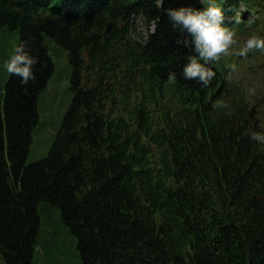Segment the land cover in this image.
<instances>
[{
	"label": "trees",
	"instance_id": "16d2710c",
	"mask_svg": "<svg viewBox=\"0 0 264 264\" xmlns=\"http://www.w3.org/2000/svg\"><path fill=\"white\" fill-rule=\"evenodd\" d=\"M237 1L225 0V19ZM181 4L203 6L0 0V32L19 30L40 57L35 80L11 74L5 94L0 74L6 264H33L44 204L60 210L83 264H264V143L251 139L264 129L221 63L210 61L208 85L183 76L192 49L177 44L165 14ZM135 17L155 25L146 40ZM109 19L115 32L105 38ZM49 40L69 50L73 99L48 155L27 165L38 98L55 70Z\"/></svg>",
	"mask_w": 264,
	"mask_h": 264
},
{
	"label": "rangeland",
	"instance_id": "374dc122",
	"mask_svg": "<svg viewBox=\"0 0 264 264\" xmlns=\"http://www.w3.org/2000/svg\"><path fill=\"white\" fill-rule=\"evenodd\" d=\"M260 1L262 4L259 8L252 7L249 4L250 11H259V14H264V0ZM137 32L144 35V37L147 36L146 25L141 18L137 20ZM133 34L136 38L134 32ZM20 39L19 30L11 31L9 27H6L0 32V74L3 73L5 75V81L2 85L4 94L5 87L11 79V73L7 72L3 67V63L14 50V46L20 42ZM48 44L52 57L50 60L54 62L55 70L48 85L38 99L39 124L35 127L33 133L27 165L37 162L48 155L73 97V92L71 91L72 67L68 60L67 49L58 46L51 40L48 41ZM263 85L264 83L261 84V86ZM262 99H264V92L258 86L256 91L251 94V104L254 105ZM260 113L261 116L257 121L260 127L264 128L263 104L260 106ZM41 212V238L37 244L33 264H83L78 250L77 239L64 223L60 210L51 204H44ZM0 264H6L1 245Z\"/></svg>",
	"mask_w": 264,
	"mask_h": 264
},
{
	"label": "clouds",
	"instance_id": "9594fccd",
	"mask_svg": "<svg viewBox=\"0 0 264 264\" xmlns=\"http://www.w3.org/2000/svg\"><path fill=\"white\" fill-rule=\"evenodd\" d=\"M156 2L159 5L163 0ZM224 2L225 0H201L202 7L181 4L165 9L172 28L180 33L177 44L192 49L187 56V62L183 65V76L197 79L201 82V86L208 85L216 75L213 67L210 66V61L218 60L221 53L227 52L235 43L234 29L224 23ZM236 22H239V17H236ZM252 22L250 18L249 23ZM251 49L264 50V36L254 34L248 37L241 54H246ZM38 63L40 57L27 47V41L21 40L14 46L3 67L8 73L20 77L21 83L27 84L30 80H35L34 66ZM168 79L175 80L176 73L171 72ZM216 103L220 105L224 102ZM251 139L264 143V131L253 130Z\"/></svg>",
	"mask_w": 264,
	"mask_h": 264
},
{
	"label": "water",
	"instance_id": "95a60500",
	"mask_svg": "<svg viewBox=\"0 0 264 264\" xmlns=\"http://www.w3.org/2000/svg\"><path fill=\"white\" fill-rule=\"evenodd\" d=\"M110 22H111V21H110ZM110 22H109V23H110ZM109 25H110V26H108V27L106 28L105 32H104V36H105V37L111 35L112 32H113L112 23H110Z\"/></svg>",
	"mask_w": 264,
	"mask_h": 264
},
{
	"label": "bare ground",
	"instance_id": "6f19581e",
	"mask_svg": "<svg viewBox=\"0 0 264 264\" xmlns=\"http://www.w3.org/2000/svg\"><path fill=\"white\" fill-rule=\"evenodd\" d=\"M111 23H112V27H113V32L111 34V36L113 35V33L115 32V24H114V21L111 20Z\"/></svg>",
	"mask_w": 264,
	"mask_h": 264
}]
</instances>
